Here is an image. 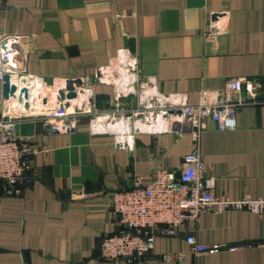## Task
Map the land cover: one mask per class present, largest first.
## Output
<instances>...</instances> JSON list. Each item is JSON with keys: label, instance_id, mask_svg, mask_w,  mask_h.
<instances>
[{"label": "crops", "instance_id": "1", "mask_svg": "<svg viewBox=\"0 0 264 264\" xmlns=\"http://www.w3.org/2000/svg\"><path fill=\"white\" fill-rule=\"evenodd\" d=\"M214 14L222 16L213 22ZM3 35L27 37L19 85L34 100L17 134L37 152L22 194L0 199V264H129L99 255L102 239L117 230L112 193L130 188L134 176L149 182L158 169L178 171L197 147L187 127L158 136L94 132L99 120L107 129L121 108L138 103L120 91L121 51L159 103L178 96L197 105L204 91H222L233 78L261 83L258 102L239 109L237 129L221 132L208 122L198 147L218 197L264 199V0H0ZM78 78L86 93L73 102L83 110L75 133L46 132L42 114L57 109V91ZM3 100L0 82V115ZM190 235L203 245L251 246L195 255ZM147 264H264V216L205 211L196 224L158 238Z\"/></svg>", "mask_w": 264, "mask_h": 264}, {"label": "built area", "instance_id": "2", "mask_svg": "<svg viewBox=\"0 0 264 264\" xmlns=\"http://www.w3.org/2000/svg\"><path fill=\"white\" fill-rule=\"evenodd\" d=\"M26 44L27 37L23 35L0 37V82L5 75L20 78L24 75L29 58ZM130 62L122 68H126L127 73L124 74L137 90L138 103L131 110L121 108L117 118L114 117V121H110L108 125L123 122L132 131L138 122L153 129L163 125L165 132L178 130L185 133L188 129L199 144L198 140L208 122L214 123L221 132L235 131L239 109L257 103L262 89L258 81L252 83L245 78H233L227 81L222 91H204L197 105L182 102L180 106H176L172 99L159 103L151 101L157 100V96L146 98L140 95L143 86L139 81L137 62L134 65ZM129 68L134 70V75L128 74ZM120 91L124 97L131 96V90L125 93L123 87ZM13 103L14 101L5 99L1 103L0 199L19 197L22 194L23 185L29 179L33 156L37 152L32 146L31 138L17 134L18 122L28 116L25 114L24 104L17 103L20 107L16 108ZM82 112L83 110H77L70 113L69 109L58 106L57 109L42 114V118L46 125L59 121L61 125L56 128L66 132L78 122L75 117ZM127 120L131 122L128 123ZM95 124L94 132L99 133L101 130ZM198 144L193 152L184 157L178 171L158 169L149 182H145L141 176H134L130 188L112 193L109 207L117 230L102 239L99 254L102 260L147 264L158 238L174 236L177 228L186 223L196 224L205 211L239 210L264 216V199H253L246 195L233 201L215 194V181L205 175ZM186 240L195 255L213 254L226 248L234 251L251 246L203 245L193 235ZM176 258L180 260L181 255H166L164 260Z\"/></svg>", "mask_w": 264, "mask_h": 264}, {"label": "water", "instance_id": "3", "mask_svg": "<svg viewBox=\"0 0 264 264\" xmlns=\"http://www.w3.org/2000/svg\"><path fill=\"white\" fill-rule=\"evenodd\" d=\"M221 14H214L212 17L213 22H216L218 18H220ZM119 60H123L121 62L122 67L126 66V64L130 61L131 57L126 53V51H121L118 56ZM105 76L104 70L97 71V80H103ZM124 77V85L122 87L125 88V93H128L131 90V95L134 97L138 96L137 90L132 87L131 80L128 76L123 75ZM20 77L15 75H5L2 81L3 84V97L5 100L11 101H18L20 104H24L26 109L29 110L31 106V102H33V96L30 93V89L28 87H21L19 85ZM85 81L81 78L67 80L62 88L57 91V103L61 109H69L72 107V102L77 100L80 94L86 93ZM132 87V88H131ZM131 88V89H130ZM122 89V88H121ZM142 96L146 98L156 97V91L149 90V91H142ZM173 100V105L180 106L182 104V98L178 96L171 97ZM77 124V123H76ZM76 124L69 128L66 132L69 134H73L76 131ZM46 132L57 135L61 131L50 125L47 124L45 126ZM175 132V131H174ZM189 132V130L187 131ZM166 133L164 131V126L161 125L157 129H153L146 124H142L140 122L136 123L134 131L130 130L125 123H110L106 130H102L99 134L103 135H113V136H125V135H139V134H148V135H163ZM122 144H118V148H122Z\"/></svg>", "mask_w": 264, "mask_h": 264}, {"label": "bare ground", "instance_id": "4", "mask_svg": "<svg viewBox=\"0 0 264 264\" xmlns=\"http://www.w3.org/2000/svg\"><path fill=\"white\" fill-rule=\"evenodd\" d=\"M120 61H121V59H120ZM103 78H104V77H103ZM123 80H124V79H123ZM123 85H124V81H123ZM84 94H85V93H84ZM81 98L83 99L84 96H81ZM74 101H75V100H74ZM74 101H73V102H74ZM73 102H72V106H73V104H74ZM81 104H82V102H81ZM99 119H100V118H99ZM102 121H103V120H99L98 122H96L95 125H96L97 128L100 129V130H101V129H102V130H103V129L106 130V129H105V126H104V124H103Z\"/></svg>", "mask_w": 264, "mask_h": 264}, {"label": "rangeland", "instance_id": "5", "mask_svg": "<svg viewBox=\"0 0 264 264\" xmlns=\"http://www.w3.org/2000/svg\"><path fill=\"white\" fill-rule=\"evenodd\" d=\"M71 109H72V110H71ZM69 110H70V111H69L70 113L73 112V111H74V106L70 107Z\"/></svg>", "mask_w": 264, "mask_h": 264}]
</instances>
